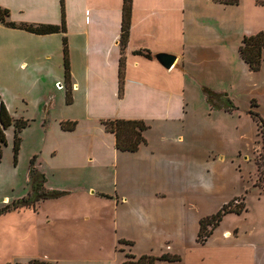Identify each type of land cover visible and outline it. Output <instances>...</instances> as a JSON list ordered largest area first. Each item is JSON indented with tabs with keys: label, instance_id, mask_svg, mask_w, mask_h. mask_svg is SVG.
<instances>
[{
	"label": "crops",
	"instance_id": "1",
	"mask_svg": "<svg viewBox=\"0 0 264 264\" xmlns=\"http://www.w3.org/2000/svg\"><path fill=\"white\" fill-rule=\"evenodd\" d=\"M122 2L63 0L64 32L37 34L0 22V71H25L31 92L41 89L37 99L30 97L39 110L29 115L39 140L34 167L44 177L45 189L63 193L0 214V264L31 258L53 264H119L126 253L178 255L190 243V225L197 236L204 216L189 217L179 191L178 170L186 165L182 149L194 143L186 123L197 115L205 118L207 109L229 113L223 105L235 99L234 85L227 91L224 83L234 64L248 69L238 47L244 35L264 31V0H132L121 53ZM0 6L17 24H61L60 0H0ZM63 35L71 92L66 104L65 91L58 93L62 81L65 85ZM137 50H148L151 58ZM156 53L173 55V64L163 67ZM203 88L222 98L210 103ZM7 94L6 87L0 88L9 110ZM56 106L59 115L51 113ZM104 119L143 121L145 141L135 151L117 149ZM63 121L75 126L64 130ZM7 199L0 200V208L10 204ZM180 262L185 263L181 257L156 263Z\"/></svg>",
	"mask_w": 264,
	"mask_h": 264
},
{
	"label": "rangeland",
	"instance_id": "2",
	"mask_svg": "<svg viewBox=\"0 0 264 264\" xmlns=\"http://www.w3.org/2000/svg\"><path fill=\"white\" fill-rule=\"evenodd\" d=\"M262 56L256 71L242 70L237 63L230 67V81L224 86L229 91L234 85L230 90L235 98H230L235 107L232 111L211 113L207 109L205 118L197 115L192 124L186 123L185 132L192 136L194 143L190 141L182 149L186 165L178 170V174L179 191L188 216L212 215L233 199L236 204L242 201L244 210L223 215L203 244L195 242L193 225L188 226L186 240L190 243L177 253L184 264H264V185L257 184L254 163L261 144L255 120L249 114V110L257 112L264 120V51ZM24 73L0 71V88L8 90L9 114L15 119L21 118L22 114L28 116L21 118L28 124L20 132L21 143L15 161L13 128L9 126L5 130L6 145L2 147L0 157V200L7 197L10 204L26 196L29 190V161L39 141L37 129L30 121L31 114H38L39 110L34 108L33 101L30 103V97L37 99L41 89L35 87L31 92L25 85L27 76L24 77ZM41 79L45 80L44 75ZM56 87L59 88L57 84ZM60 88L58 93L64 94L66 85L63 81ZM219 98H222L220 94L212 98V104L220 101ZM251 101L256 106H251ZM63 103H67L64 97ZM70 107L75 106H65L66 109ZM60 112L59 106L51 111L53 115Z\"/></svg>",
	"mask_w": 264,
	"mask_h": 264
},
{
	"label": "trees",
	"instance_id": "3",
	"mask_svg": "<svg viewBox=\"0 0 264 264\" xmlns=\"http://www.w3.org/2000/svg\"><path fill=\"white\" fill-rule=\"evenodd\" d=\"M221 3L235 4L238 0H215ZM61 4V24L56 25H30V24H17L9 19V11L7 8L0 6V22L7 27L21 28L29 32L37 34H47L53 32H64V10L63 0H60ZM132 0H123L121 7V25H120V36L119 45L120 52L122 53L123 48L128 39L129 26H130V14H131ZM264 48V31H258L251 35H244L241 39V43L238 47V52L241 59L247 65L251 71H256L260 68L262 62V50ZM135 53L141 54L146 58H151V53L148 50L145 51H134ZM62 56H63V68H64V81L66 85L65 99L69 103L71 99L70 87L68 86L70 80L67 41L65 36H62ZM123 57L119 58L118 63V94H122L123 90ZM203 92L206 95L207 100L211 102L212 98L217 97L215 93L207 88H203ZM226 103V104H225ZM223 105V108L227 111H232L235 107L229 101ZM251 106H256L251 101ZM249 114L255 120L257 127V135L259 136V143L261 149L256 151L254 157V163L256 167V180L257 184L264 185V120L258 115L257 112L249 110ZM104 129L114 134L115 147L122 151H135L139 145L145 141L142 132L147 128V125L140 120H124V119H104L101 121ZM28 122L21 118H13L4 102L0 98V157L2 154V147L6 145L5 130L12 126V154L14 161L16 160L21 137L20 132L27 126ZM60 126L64 130H71L75 126L73 121H63ZM35 156H32L29 161V191L26 196L16 200L10 205L7 204L0 208V214L8 210L21 207L29 206L34 204L37 200L42 198H54L62 195L63 193L58 190H48L43 187L44 177L34 167ZM236 199L223 204L221 208L212 215L204 216L199 219L198 231L196 236L197 243L203 244L206 239L210 236L213 229L218 225L223 215L226 213H240L244 210V203L241 201L238 204L235 203ZM122 242V241H120ZM129 243V241H125ZM131 244V243H129ZM165 260L168 262H175L180 260V256L176 254H162L154 256L151 254H143L138 257L130 253H126L125 260L119 264H157V261ZM5 264H53L52 262L45 261L38 258H31L25 262L15 261L13 263L7 262Z\"/></svg>",
	"mask_w": 264,
	"mask_h": 264
},
{
	"label": "water",
	"instance_id": "4",
	"mask_svg": "<svg viewBox=\"0 0 264 264\" xmlns=\"http://www.w3.org/2000/svg\"><path fill=\"white\" fill-rule=\"evenodd\" d=\"M154 58L165 68H169L175 59L173 55L167 53H156Z\"/></svg>",
	"mask_w": 264,
	"mask_h": 264
}]
</instances>
